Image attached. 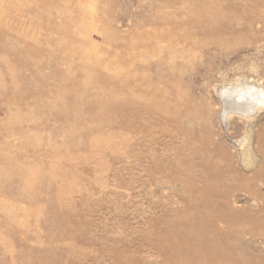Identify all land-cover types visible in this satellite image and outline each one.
<instances>
[{"label":"rangeland","instance_id":"1","mask_svg":"<svg viewBox=\"0 0 264 264\" xmlns=\"http://www.w3.org/2000/svg\"><path fill=\"white\" fill-rule=\"evenodd\" d=\"M0 264H264V0H0Z\"/></svg>","mask_w":264,"mask_h":264}]
</instances>
